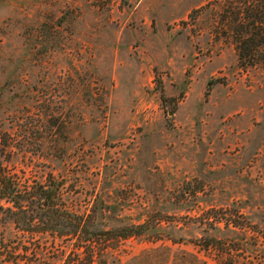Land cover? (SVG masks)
Instances as JSON below:
<instances>
[{
	"label": "rangeland",
	"instance_id": "1",
	"mask_svg": "<svg viewBox=\"0 0 264 264\" xmlns=\"http://www.w3.org/2000/svg\"><path fill=\"white\" fill-rule=\"evenodd\" d=\"M239 6L0 0V172L22 190L58 186L100 230L151 214L172 237L104 242L92 264H222L187 217L264 219V63H238ZM11 221L0 212V264H62L57 240ZM251 243L228 248L233 264H264Z\"/></svg>",
	"mask_w": 264,
	"mask_h": 264
},
{
	"label": "trees",
	"instance_id": "2",
	"mask_svg": "<svg viewBox=\"0 0 264 264\" xmlns=\"http://www.w3.org/2000/svg\"><path fill=\"white\" fill-rule=\"evenodd\" d=\"M239 3L232 20L238 63L244 68L254 67L264 63V0H239ZM61 200L58 186L36 184L28 186V190H22L17 182L0 172V212L11 215V224L19 234L57 240L59 245H52L51 250L62 264L99 262L104 255L105 250L101 246L104 242L116 244L144 236L154 240L172 238L166 234L162 221L151 214L143 217V220L112 214L114 225L104 231L96 227L94 212L85 218L76 216L62 206ZM187 219H198V227L203 228L205 233L204 250L222 251V264H233L228 248L234 243L238 248H243L247 242L252 241L250 246L264 249V234L258 231L259 223L264 219L253 223L248 216L231 209H209L198 218ZM4 244L0 239L2 249ZM31 254L35 252H28V256Z\"/></svg>",
	"mask_w": 264,
	"mask_h": 264
}]
</instances>
